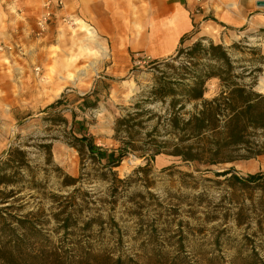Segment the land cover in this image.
Returning <instances> with one entry per match:
<instances>
[{"label": "rangeland", "instance_id": "rangeland-1", "mask_svg": "<svg viewBox=\"0 0 264 264\" xmlns=\"http://www.w3.org/2000/svg\"><path fill=\"white\" fill-rule=\"evenodd\" d=\"M258 1L197 0L191 12L195 33L182 47L203 39L227 48L238 44L230 49L235 59L250 58V48L264 54V7ZM41 12L38 0H0V46L17 42L23 47L17 55L0 51V173L15 181L0 184V207L11 206L14 214L36 213L50 229L58 224L55 214L66 210L78 227L74 239L92 244L122 239L120 250L134 264H201L212 258L217 264H230L249 253L250 248L242 247L246 238L264 257V186L252 195L234 192L224 177L214 174L231 167L240 177L264 171V157L202 173L164 153L151 158V153L129 151L111 171L94 156L97 151L90 153L78 141L86 136L103 151L117 150V118L148 95L165 70L158 63L175 53L146 62L141 59L149 54H132L129 73L111 77L105 73L112 54L101 35L92 37L81 21L73 27L52 24L37 36ZM15 18L14 27L10 22ZM206 24L215 28L212 35L203 32ZM15 30L17 36L4 37L10 31L15 35ZM208 89L206 98L215 96L218 80H211ZM255 89L264 93V71ZM87 95L89 104L84 101ZM59 100V106L50 108ZM146 106L159 114L166 107L162 101ZM192 109V104L186 106ZM17 148L26 153L29 166L18 177ZM68 176L77 183L67 185ZM87 223L91 229L83 231ZM52 238L60 240L64 233H53Z\"/></svg>", "mask_w": 264, "mask_h": 264}, {"label": "trees", "instance_id": "trees-1", "mask_svg": "<svg viewBox=\"0 0 264 264\" xmlns=\"http://www.w3.org/2000/svg\"><path fill=\"white\" fill-rule=\"evenodd\" d=\"M195 33L181 37L175 54L162 60L160 75L146 97L136 101L115 122L114 139L121 143L111 153L97 147L86 136L78 141L95 154L102 166L112 171L129 151H142L151 158L166 154L184 164H191L204 173L214 171L213 166L233 164L239 161L264 157V93L255 89L258 74L264 71V54L258 48H250V58H233L231 48L207 43L198 39L191 46L182 47ZM245 60L248 62L242 63ZM250 78L249 82L246 79ZM218 80V93L206 98L208 83ZM89 104V95L84 97ZM162 101L166 105L163 114L147 108L146 103ZM60 100L50 106H59ZM95 104V103H94ZM91 104V105H94ZM193 105L187 111L186 106ZM155 124L150 126L151 121ZM150 127V128H149ZM47 158L52 160L51 145H45ZM17 177L20 170L29 168L26 153L17 148ZM14 151V152H16ZM235 168L214 171L215 176L224 177L234 192L240 190L250 195L264 186V171L240 177ZM120 180L117 173L113 172ZM23 177V176H20ZM67 185L77 183L68 176ZM22 178H17V182ZM15 183L0 173V184ZM14 214L11 206L0 207V264H134L135 261L121 249L119 239L114 244H92L90 241L74 239L78 227L73 216L62 210L55 214L58 224L49 228V222L35 217ZM64 220H59L60 216ZM264 221V213L263 219ZM91 223L82 228L90 231ZM64 233V238L54 240L52 234ZM66 236V237H65ZM70 236V237H68ZM69 238L70 240L67 241ZM244 240L242 253L230 264H264L251 241ZM159 261V260H155ZM201 264H217L214 258ZM224 264V263H218Z\"/></svg>", "mask_w": 264, "mask_h": 264}, {"label": "crops", "instance_id": "crops-1", "mask_svg": "<svg viewBox=\"0 0 264 264\" xmlns=\"http://www.w3.org/2000/svg\"><path fill=\"white\" fill-rule=\"evenodd\" d=\"M196 3L197 0H67L65 11L71 14L73 8L75 17L87 22L107 41L112 60L105 74L122 78L132 67V54L165 59L176 52L181 37L195 28L191 12ZM10 23L15 27L17 18ZM14 32L4 37L17 36Z\"/></svg>", "mask_w": 264, "mask_h": 264}, {"label": "built area", "instance_id": "built-area-1", "mask_svg": "<svg viewBox=\"0 0 264 264\" xmlns=\"http://www.w3.org/2000/svg\"><path fill=\"white\" fill-rule=\"evenodd\" d=\"M41 1L42 12L37 16L35 33L37 36H42L52 24L60 23L63 26L73 27L78 25L79 19H76L73 14L65 11L67 0H38ZM93 28V27H92ZM0 51L3 54L17 55V52H22L23 47L17 42L3 44L0 46ZM143 62L150 61V57H143ZM139 60L137 64L142 61ZM37 74L40 73V68H36Z\"/></svg>", "mask_w": 264, "mask_h": 264}, {"label": "bare ground", "instance_id": "bare-ground-1", "mask_svg": "<svg viewBox=\"0 0 264 264\" xmlns=\"http://www.w3.org/2000/svg\"><path fill=\"white\" fill-rule=\"evenodd\" d=\"M79 22H81V19H79ZM83 26L85 27V30H87V32L89 34H91L92 37L96 38V37L99 36L97 31L94 28H92L89 24H87V22L83 23ZM214 31H215V28L212 25H210V24L209 25L206 24L203 27V32L208 34V35H212L214 33ZM168 41L172 42L171 39H169ZM175 43H176V40H175ZM61 89H62V87H61ZM59 93L60 92H58L57 94H59Z\"/></svg>", "mask_w": 264, "mask_h": 264}, {"label": "water", "instance_id": "water-1", "mask_svg": "<svg viewBox=\"0 0 264 264\" xmlns=\"http://www.w3.org/2000/svg\"><path fill=\"white\" fill-rule=\"evenodd\" d=\"M257 5L260 6V7H264V0H259L257 2Z\"/></svg>", "mask_w": 264, "mask_h": 264}]
</instances>
